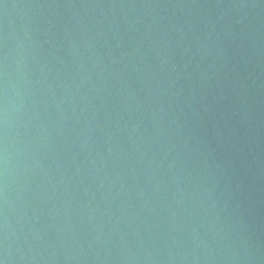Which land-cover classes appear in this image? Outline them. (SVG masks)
Masks as SVG:
<instances>
[{"label":"water","instance_id":"95a60500","mask_svg":"<svg viewBox=\"0 0 264 264\" xmlns=\"http://www.w3.org/2000/svg\"><path fill=\"white\" fill-rule=\"evenodd\" d=\"M0 264H264V0H0Z\"/></svg>","mask_w":264,"mask_h":264}]
</instances>
